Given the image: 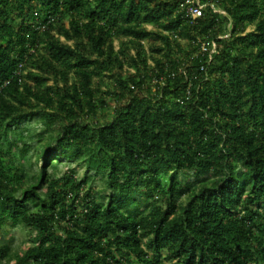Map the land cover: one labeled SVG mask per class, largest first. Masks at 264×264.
I'll use <instances>...</instances> for the list:
<instances>
[{"label":"trees","instance_id":"obj_1","mask_svg":"<svg viewBox=\"0 0 264 264\" xmlns=\"http://www.w3.org/2000/svg\"><path fill=\"white\" fill-rule=\"evenodd\" d=\"M184 1L0 0V236L33 231L0 264H264V0ZM33 117L54 134L29 178L10 135Z\"/></svg>","mask_w":264,"mask_h":264},{"label":"rangeland","instance_id":"obj_2","mask_svg":"<svg viewBox=\"0 0 264 264\" xmlns=\"http://www.w3.org/2000/svg\"><path fill=\"white\" fill-rule=\"evenodd\" d=\"M150 28V26H148ZM115 47H117V41L114 42ZM104 84H102V90H108L110 86L111 79L104 77ZM102 97L105 99L106 106L96 112L95 116L86 118V120L93 122L98 121L104 123L108 120L112 113V109L115 105L114 100L111 97H107L103 92ZM44 127L39 124L37 117H33L30 120L20 124L15 133L10 135V139L15 142L14 148L12 149V154L14 155V162L16 164H22V167L28 172V177L30 178L37 169V159L43 155L41 150V145L49 143V135L52 131H43ZM23 134L22 138L18 137V133ZM1 142L6 147L3 140ZM11 154V155H12ZM73 171L74 176L77 180H83L87 176L85 166L83 162L76 159L61 158L59 162L56 163L55 167H49L48 173H52L55 177H60L66 171ZM91 174V172H89ZM204 176V175H203ZM202 176V177H203ZM178 179L184 182H192L193 175L179 174ZM86 186H91L95 191V197L102 202L105 201L104 198H100V195L107 194L106 189V176L105 174H99L97 177L87 181ZM183 199H179L182 202ZM141 202V201H140ZM146 202L142 201L139 204V209H143L146 206ZM128 208L130 211L135 210L133 204H129ZM33 237V231L27 229L24 225L17 223L11 227L6 226L0 236V244L8 246L12 253H16L23 250L24 245H31V238Z\"/></svg>","mask_w":264,"mask_h":264},{"label":"built area","instance_id":"obj_3","mask_svg":"<svg viewBox=\"0 0 264 264\" xmlns=\"http://www.w3.org/2000/svg\"><path fill=\"white\" fill-rule=\"evenodd\" d=\"M209 6L213 9L214 12L224 13V11L214 8L213 5L211 4ZM181 7L182 8L184 7V12L187 18H189L191 21H194L203 15L206 4L200 3L199 0H185L184 3L181 4ZM201 50L207 51V48L204 44H201ZM214 51H215V46L212 43V47L208 53L209 58Z\"/></svg>","mask_w":264,"mask_h":264}]
</instances>
